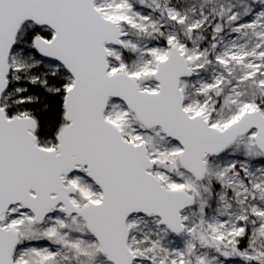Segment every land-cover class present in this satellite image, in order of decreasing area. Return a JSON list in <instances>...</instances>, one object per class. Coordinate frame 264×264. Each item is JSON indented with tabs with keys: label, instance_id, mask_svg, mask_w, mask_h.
Here are the masks:
<instances>
[{
	"label": "snow or ice",
	"instance_id": "obj_1",
	"mask_svg": "<svg viewBox=\"0 0 264 264\" xmlns=\"http://www.w3.org/2000/svg\"><path fill=\"white\" fill-rule=\"evenodd\" d=\"M0 264H264V0H0Z\"/></svg>",
	"mask_w": 264,
	"mask_h": 264
}]
</instances>
